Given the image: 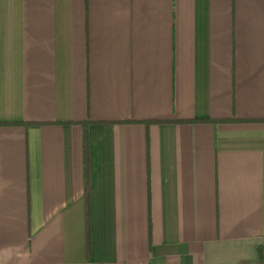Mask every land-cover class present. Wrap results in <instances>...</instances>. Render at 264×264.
I'll return each instance as SVG.
<instances>
[{"label": "crops", "instance_id": "0c3cea01", "mask_svg": "<svg viewBox=\"0 0 264 264\" xmlns=\"http://www.w3.org/2000/svg\"><path fill=\"white\" fill-rule=\"evenodd\" d=\"M0 264H264V0H0Z\"/></svg>", "mask_w": 264, "mask_h": 264}, {"label": "trees", "instance_id": "16d2710c", "mask_svg": "<svg viewBox=\"0 0 264 264\" xmlns=\"http://www.w3.org/2000/svg\"><path fill=\"white\" fill-rule=\"evenodd\" d=\"M211 122L214 124H219V123H229L231 121H211ZM188 123H191V122H188ZM192 123H194V122H192ZM150 124H157V123H150ZM84 147H85V152H86L87 148H88L86 135H85V139H84ZM259 253H260V255H262L261 252H259Z\"/></svg>", "mask_w": 264, "mask_h": 264}]
</instances>
